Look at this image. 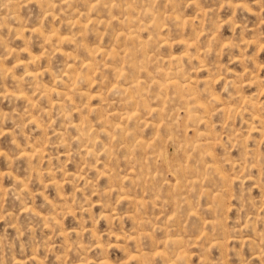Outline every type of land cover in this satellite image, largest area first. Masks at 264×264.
Masks as SVG:
<instances>
[{
    "label": "bare ground",
    "instance_id": "bare-ground-1",
    "mask_svg": "<svg viewBox=\"0 0 264 264\" xmlns=\"http://www.w3.org/2000/svg\"><path fill=\"white\" fill-rule=\"evenodd\" d=\"M258 1L220 0L218 12L230 14L222 18L198 0H0V32L14 31L17 39L26 31L39 44L34 53L24 41L25 60L14 59L16 48L0 35V98L22 107L15 117L0 110V137L8 136L11 148L0 151L7 166L0 172V201L12 195L20 212L60 239L59 250L66 254L82 251L86 242L78 236L90 233L100 254L97 264H109L112 245L102 244L80 220L70 230L62 222L84 214L90 219L93 207L109 227L106 235L122 243L115 247L125 264H231L229 242L246 247L249 259L261 260L263 203L249 197L243 203L248 194L235 190L244 181L257 190L264 180V63L257 57L264 51L259 31L264 5ZM30 5L37 10L32 20L40 21L35 25L27 24L29 15H20ZM235 13L254 17L257 25L235 21ZM225 26L233 31L229 37ZM224 56L240 69L222 65ZM9 57L12 65L5 67ZM53 57L61 62L56 72ZM44 76L50 85L43 84ZM6 117L16 119L13 129L23 145L2 125ZM27 125L38 135L27 137ZM51 145L62 153L53 158L47 152ZM72 155L78 158L74 171L50 167L52 159ZM13 160L23 162V175L13 173ZM4 178L11 179L10 187L3 186ZM31 181L53 190L51 200L34 190L45 209L26 202L34 196ZM260 191L264 195L263 187ZM237 210L242 217L231 219ZM123 220L129 230L113 227ZM235 252L234 264H246L242 252ZM28 253L23 257L43 264L39 254ZM20 254L12 264L24 263Z\"/></svg>",
    "mask_w": 264,
    "mask_h": 264
},
{
    "label": "rangeland",
    "instance_id": "rangeland-1",
    "mask_svg": "<svg viewBox=\"0 0 264 264\" xmlns=\"http://www.w3.org/2000/svg\"><path fill=\"white\" fill-rule=\"evenodd\" d=\"M199 1H200V4H201V6L202 7H204L205 9H214L215 10V13L216 14H218L219 16H221L222 18H224V16L225 15H227V16H225V18L226 17H229V15L230 14H228L227 13V11H224V10H222L221 11V13H220V11L218 12V10H217V8L218 7H216V6H218V2L220 1V0H217V2L215 1V0H198V3H199ZM202 1V2H201ZM210 1V2H209ZM214 1V2H213ZM239 1H241V0H239ZM251 1L253 2V0H248V4H251ZM261 1V2H260ZM250 2V3H249ZM259 3H261V4H263L264 5V0H259L258 1ZM213 3V4H212ZM210 5V6H209ZM262 8H264V7H262ZM29 9V10H28ZM226 12L225 14H224V12ZM257 11L258 12H260L259 11V9H257ZM22 12V13H21ZM20 12V15H21V17H23V18H28V15H29V17H30V20H29V18L26 20V22H27V24L28 25H35L37 22H38V19L36 20L35 19V21L34 20H32V19H34L36 16V12H37V10H36V8L34 7V5H30L29 6V8H27L26 10H25V12H27V13H25L24 11H21ZM25 14V15H24ZM235 14H237V15H234V20L235 21H241L242 23H245L246 25H252V24H254V22H255V24L257 25V21H255L256 19L254 18V17H245L244 15H242V14H240V13H235ZM259 14V13H258ZM33 17V18H32ZM220 17V18H221ZM260 17H261V21L262 22H264V9H262L261 10V12H260ZM214 18V17H213ZM236 18V19H235ZM240 18H242V19H240ZM237 19H239V20H237ZM246 19H247V21H246ZM255 19V20H254ZM34 21V22H33ZM244 21V22H243ZM40 22V21H39ZM38 22V23H39ZM55 22H57V21H55ZM240 22V23H241ZM44 23V22H43ZM55 24V23H54ZM60 24V26L62 27V28H64V25L62 26V24L63 23H56L54 26L55 27H57L58 25ZM46 25H48V23H46ZM225 28H226V30L227 31H225L224 32V36H230L231 34H232V30H229V28H227L226 26H225ZM257 29H258V27H257ZM229 30V31H228ZM231 31V32H230ZM260 32H261V34H263V32H264V23L261 25V27H260V30H259ZM13 32L14 31H12L10 34H11V36H10V34L9 33H7L6 31H4V32H0V35H1V37H2V39L5 41V43L6 44H8V46H10L13 50H15V48H16V50H15V54L13 53L11 56L15 59L16 58V56H18V59H20V60H25V55L22 53L23 51H22V49H23V47H24V44H23V42L25 41L26 42V44H27V48H28V50L30 51V52H34V53H36L35 51H37V50H39V44L38 43H36L37 41L35 40V38L32 36V35H30L29 33L27 34V32L26 31H24L22 34H23V37H21V38H14V36H12L13 35ZM230 32V33H229ZM239 31H234V35L235 36H237V37H239V33H238ZM236 33H237V35H236ZM230 34V35H229ZM260 34V33H259ZM9 35V36H8ZM240 35H242L243 37H246V38H248V36L246 35L245 36V33H244V35L242 34V33H240ZM31 36V37H30ZM9 37V38H8ZM11 37V38H10ZM26 38V39H25ZM22 39H23V41H22ZM29 39L31 40V41H29ZM34 39V40H33ZM264 39V38H263ZM13 40H15V41H13ZM36 41V42H35ZM12 42H14L15 43V45H14V43H12ZM12 43V44H11ZM33 43V44H32ZM35 43V44H34ZM32 45V46H31ZM37 47H35V46ZM35 50V51H34ZM20 51H21V53H20ZM17 52V53H16ZM18 54V55H17ZM22 55V56H21ZM15 56V57H14ZM24 56V57H23ZM12 57H9L6 61H8V62H4V65H5V67H10L11 65H12ZM257 57H260V58H258L259 59V63L260 64H263L264 63V51H262V52H259L258 54H257ZM229 58V57H227V56H224V57H222L221 58V64L222 65H224L225 67H226V65H227V67L228 68H230V69H232V67H234L235 68V70H239L240 69V66L237 64L236 65V63H230L229 62V59L227 60V59ZM10 59H11V62H10ZM53 60V61H52ZM227 60V61H226ZM262 63H261V62ZM59 62V63H58ZM225 62V63H224ZM7 63H9V64H7ZM55 64V65H54ZM58 64H60L61 65V62L59 61V58L58 57H53L52 59H51V62H50V66H51V70L52 71H54V72H56V71H58L59 69H60V65H58ZM3 65V66H4ZM55 66H56V69H55ZM231 66V67H230ZM237 66H239V67H237ZM263 66H264V64H263ZM234 68H233V70H234ZM14 70L16 71L15 73L16 74H20L21 72H22V68L20 67V68H14ZM13 70V71H14ZM18 71V72H17ZM21 71V72H20ZM264 72H263V69L260 71V77L262 78H264V74H263ZM45 79H48V80H45ZM41 81L43 82V84H45V85H50V83H49V77L48 76H44L42 79H41ZM48 82V83H47ZM263 85H264V80H263ZM2 88V86H1V84H0V89ZM249 91H252V89H250V90H247V93L249 92ZM11 103V105H12V108H11V105H10V103ZM6 102H7V105H6ZM0 103H1V106H0V110L2 111V113H8V114H10L11 116L13 115V117H15V114H18V113H16V111L17 112H19L21 109H22V107H20V105L18 106V102L17 101H15V100H12V99H9V98H0ZM15 104H16V106H15ZM6 108H5V107ZM1 107L3 108L4 107V109L5 110H3V109H1ZM20 107V108H19ZM17 108H19V109H17ZM12 109H13V111H12ZM15 110V111H14ZM0 111V112H1ZM7 119H8V121L11 123H9L7 120H3V123H2V125H5V128L6 129H11L12 131L15 129V127H14V123L12 124V120H14V119H9V117H6ZM53 119V118H52ZM16 120V119H15ZM54 120V119H53ZM6 121V122H5ZM56 121H57V119H56ZM55 120H54V122L55 123H53V125H54V127L57 125V122H56ZM10 125V126H9ZM28 126V127H27ZM27 126H24V132H27V133H24V134H26L27 135V137H34V136H36V135H38V133L39 132H37V131H34V129L32 128V126H29V125H27ZM13 127H14V129H13ZM27 129H29V130H27ZM14 132H15V136L17 137V139L19 140V145L21 144V145H23V140H22V138H21V136L19 137V135H18V133H17V131L16 130H14ZM35 133H36V135H35ZM50 133V132H49ZM32 134H34L33 136H32ZM21 138V139H20ZM8 139V136H5V135H3V136H1L0 137V148H1V146H2V148H1V150L0 151H5L6 153L8 152V153H11V148H10V143H9V139ZM7 142H8V145H6L7 144ZM7 146V147H6ZM4 147H5V149H4ZM55 146H49L48 147V149H47V152H48V154H50L53 158L54 157H56L58 154H60V153H62L61 151H62V149H59L58 148V150H57V148L55 147ZM7 148H9V149H7ZM51 148V149H50ZM54 148V149H53ZM50 150V151H49ZM261 150L263 151L264 150V143L261 145ZM55 151L57 152V153H55ZM51 152V153H50ZM52 153H54V154H52ZM263 153H264V151H263ZM231 155H236V151H234V150H232L231 151ZM76 156V157H75ZM72 157V159H70ZM70 158L69 159H66V160H64V158L63 157H59V158H55L56 160L54 161V159H52V163L50 164V167H55V166H57V167H62L64 170H66V171H69L70 170V172L71 171H74V168H73V166H75L76 165V162H77V160H78V158H77V155H72V156H70ZM74 158V159H73ZM61 160V161H60ZM64 162H63V161ZM14 162H13V165H12V171H13V173L14 174H19V175H23V172H24V170H22V169H24V164H23V162L22 161H20V160H13ZM57 161V162H56ZM67 161V162H66ZM72 161H74V162H72ZM4 161L3 160H0V168L3 166H5V163H3ZM61 162H62V164H61ZM69 162H71L70 164H69ZM73 163V164H72ZM56 164V165H55ZM60 164V165H59ZM46 165V167H47V164L45 163V162H43L42 163V166L41 167H44ZM53 165V166H52ZM59 165V166H58ZM62 165V166H61ZM16 166V168L14 169V167ZM17 166H18V168H17ZM6 167L7 166H5L4 168H1V170H0V172H2V171H4L5 169H6ZM21 169V171H22V173L20 174V172L18 171V169ZM14 169V170H13ZM17 169V171H15ZM19 169V170H20ZM253 174H255V172L253 173ZM59 178V177H58ZM7 180V181H6ZM10 180L11 179H6V178H4L3 179V186H4V184H6V186L7 187H5V188H8V187H10L11 185H12V182H10ZM9 182H10V184H9ZM262 182V183H261ZM264 180L262 181H260L259 183V187L257 186V184L258 183H256L255 185L257 186V190L255 189V186L252 184V182H249V181H244L242 184H241V186L239 187V185L237 186V187H235V190L238 192V190L241 188V190L243 191V193H245V194H248L247 196H245L244 198L242 197V199L244 200L245 198V200L243 201V203H245V201L247 200V197H249V198H251V200L253 199L254 201H255V199L256 200H261V202L263 203L262 204V206H263V208H264V195L262 194V193H260L261 191V189H262V187H263V189H264ZM32 183V184H31ZM8 184V185H7ZM29 184H31L30 186H31V188H30V186H29ZM28 184V189L31 191V190H33L32 191V193L34 194V196L31 198V197H29V196H26V195H24L23 197H25V198H27V199H25L26 200V202H28V204H30V202H31V204L33 203V205L34 206H37V207H34V208H36L37 210H42V208L43 209H45L44 207V205L42 204V198L40 197V196H38L37 194H35V191L36 190H39V191H43V194L44 193H46L44 196H46V197H48V199L49 200H51V199H53L54 198V194L52 193L53 192V190L52 189H50V188H47V189H42L41 188V186L39 185V186H37L38 185V183L36 184V182H30ZM97 184L99 185V187H103V185H104V182L103 181H101V180H99V181H97ZM250 185V186H249ZM35 186L36 187H39L38 189H36L35 188ZM261 187V188H260ZM250 188H251V192H250ZM260 188V189H259ZM244 189V190H243ZM35 190V191H34ZM259 190V191H258ZM259 192V193H258ZM84 193H87V191H84ZM250 193V194H249ZM53 195V196H52ZM254 197H253V196ZM259 195H261V196H259ZM29 197V198H28ZM257 197V198H256ZM262 197V198H261ZM31 198V199H30ZM255 198V199H254ZM28 199H29V201H28ZM5 200V201H4ZM3 201V202H2ZM32 201H34V202H32ZM17 202V201H16ZM15 202V200L13 199V197H12V195H8V197L6 196L3 200H1L0 201V264H12V261H11V259H12V257H14V258H18V256H16L17 254L19 255L20 253H22L23 252V254H24V252H25V255H23V254H20V256H19V259H21V257H23V256H28V252H33L34 251V253L36 254V255H38L37 256V258L38 257H41V258H39V260L43 263V264H76L77 263V261H81V260H84V259H86V261H84V263L85 264H97L98 262L99 263H101L100 262V254L94 249V247L91 245L92 243L90 242V241H94V238H92V235L90 234V233H87V232H84V233H82V234H80L79 236H78V239L77 240H79L80 242H81V244L83 245V243H85L86 244V246H85V244H84V248L82 249V251L79 249H75V252L74 251H72V252H69L68 254H66V253H64L61 249L59 250V245H58V242H59V244H60V239L58 238V237H55V235H53V234H51V233H49L50 231L49 230H46V229H43L42 227H41V225H37V221H34L35 222V224L33 223V222H31L29 219H28V217L27 216H25V214L23 213V212H20L19 211V204L18 203H16ZM17 204V205H16ZM236 205H238V204H236ZM40 206H42V207H40ZM124 206V205H123ZM121 207V206H119V208H118V210L117 211H121V213H123L124 211L123 210H125L124 209V207ZM38 207H40L41 209H39ZM262 208V209H263ZM249 209L251 210L252 208H251V206H249L248 208H247V210L249 211ZM99 210H98V208L97 207H93L92 208V210L90 211L91 213V215H90V219H89V217H86V215L87 214H84L83 215V217L82 218H80V219H78L77 221L76 220H74V219H72V218H70V217H65L63 220L64 221H62L63 222V226L65 227V228H67L68 230H70V228L71 229H74V228H77L78 227V223H79V220H80V223H84L83 224V226H85L86 228H88V229H93V231H94V233H96L95 235H96V237L100 240V242L103 244L104 243V245H112L111 247H109L108 248V253H107V258H108V260H109V264H114V263H116V264H125L124 263V258H122V257H124V254L123 253H119V251L121 252V250H119L118 248H116L115 247V245L117 244V245H120V244H122V243H120V242H114V240L112 239V238H110L108 235H106L107 234V231H108V225H105V222L103 221V220H101V219H99L98 220V212ZM242 211L243 210H237V214H236V212H233L232 213V215H231V219H233L234 220V218L236 219L237 218V216L239 215L240 217H242ZM93 212V213H92ZM235 213V214H234ZM259 213H262V214H260V217H262V219H263V217H264V212H259ZM7 214H10V217H8L7 216ZM96 214V215H95ZM234 215V216H233ZM237 215V216H236ZM236 216V217H235ZM84 217H85V219H84ZM94 217V218H93ZM87 218V219H86ZM93 218V219H92ZM86 220V221H85ZM263 221H264V219H263ZM91 223V228H90V226H89V223ZM104 222V223H103ZM32 223V224H31ZM75 223V224H74ZM127 221H125V220H123V223L122 224H120V225H118V224H116L115 225V223H114V228H118L119 226H121V228L122 229H124V230H129L130 228H128V227H130V224L128 223ZM39 224V223H38ZM76 225V226H75ZM88 225V226H87ZM229 225H232L231 223L229 224ZM73 226H75V227H73ZM93 226V227H92ZM95 226V227H94ZM73 227V228H72ZM128 229H127V228ZM49 231V232H48ZM104 232H106V233H104ZM88 234V235H87ZM105 234V235H104ZM99 235V236H98ZM89 236V237H88ZM80 237V238H79ZM81 237H82V239H81ZM101 237V238H100ZM71 240H74L75 241V238L73 239V236L70 238ZM31 240V243H32V240H33V245H31L30 246V241ZM87 240V241H86ZM45 243V245L44 244H41V243ZM83 242V243H82ZM113 242V243H112ZM40 243V244H39ZM49 243V244H48ZM89 243H90V246H89ZM40 245V247L41 248H39L38 246ZM114 244V245H113ZM21 247H20V246ZM36 245H37V247H36ZM45 247H44V246ZM56 245H58V247L56 246ZM228 245H229V249H230V247L232 248V249H230V253H231V255H230V258L228 259L229 261H230V263L231 264H234L236 261H237V256L236 255H234L233 253H234V250L237 252V250L239 251V252H242L241 254L242 255H239L242 259H245L246 260V264H264V254L263 255H261V260H255V259H249L250 258V256L248 255V250H247V248L246 247H241V249L239 248L240 247V245L239 244H237V243H234V242H229L228 243ZM236 246V247H235ZM239 246V247H238ZM20 247V248H19ZM27 247H29L28 248V250H27ZM31 247V248H30ZM45 248V250H44V248ZM46 247H49L48 248V250L46 249ZM129 248H130V246H128ZM128 247L127 248H125L126 250H129L128 249ZM132 247V246H131ZM233 247H234V250H233ZM238 247V248H237ZM24 249V250H22V249ZM34 248H35V250H34ZM88 248V249H87ZM92 248V249H91ZM237 248V249H236ZM21 249V251H19ZM31 251H30V250ZM118 249V250H117ZM40 250H42V252L40 251ZM47 250V251H46ZM86 250V251H85ZM231 250H232V252H231ZM27 251V252H26ZM45 251V252H44ZM83 251H85V255H83ZM19 252V253H18ZM80 252H82V253H80ZM94 252H96V253H94ZM235 252V253H236ZM15 253H16V255H15ZM43 253V254H42ZM98 253V254H97ZM120 254H121V256H120ZM22 255V256H21ZM83 255V257H81ZM99 255V256H98ZM234 255V256H233ZM59 257V256H61V258L59 257V259H61V261H58V259H56L57 257ZM86 256V257H85ZM109 256V257H108ZM236 256V257H235ZM25 257H23L21 260L24 262L23 264H34V263H32V262H30L29 260H27L28 259V257L27 258H25ZM81 257V258H80ZM97 257V258H96ZM244 257V258H243ZM236 258V259H235ZM26 259V261H24ZM57 261H56V260ZM112 259V260H111ZM120 259V260H119ZM247 260H248V263H247ZM113 261V262H112ZM116 261V262H115ZM259 262V263H258ZM102 264H104V263H102ZM128 264V263H127ZM129 264H133V263H129Z\"/></svg>",
    "mask_w": 264,
    "mask_h": 264
}]
</instances>
